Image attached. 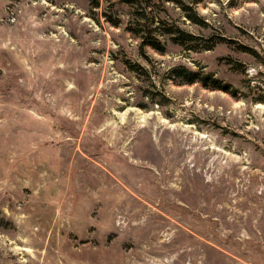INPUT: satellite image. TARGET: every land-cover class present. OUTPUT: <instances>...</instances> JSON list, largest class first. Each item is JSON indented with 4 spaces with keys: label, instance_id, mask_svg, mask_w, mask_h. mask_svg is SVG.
I'll use <instances>...</instances> for the list:
<instances>
[{
    "label": "rangeland",
    "instance_id": "374dc122",
    "mask_svg": "<svg viewBox=\"0 0 264 264\" xmlns=\"http://www.w3.org/2000/svg\"><path fill=\"white\" fill-rule=\"evenodd\" d=\"M130 1L0 0V264H264V0Z\"/></svg>",
    "mask_w": 264,
    "mask_h": 264
},
{
    "label": "trees",
    "instance_id": "16d2710c",
    "mask_svg": "<svg viewBox=\"0 0 264 264\" xmlns=\"http://www.w3.org/2000/svg\"><path fill=\"white\" fill-rule=\"evenodd\" d=\"M124 1L129 2L130 0H124ZM197 1L199 0H196L195 2ZM187 16L193 20V17H191V15H187ZM114 24L117 25L118 23H114ZM166 31L170 34H175V35H172L173 36L172 39L175 42L185 43L187 41L189 42L190 40L194 39V37L191 34L185 33L184 31L180 30L178 27H173V28L169 27L166 29ZM147 44H150L152 48L156 50H159V51L162 50L161 49L162 47L158 43V41H155V40L149 41V43ZM192 48H195V47H192ZM197 48L198 49L200 48L208 49L209 47L207 45H204V46L201 45V46H198ZM171 71H172V76L180 78L181 82H184V83L201 82V84L205 87L212 88V89H221L226 92H231L228 83L222 84L218 78L211 77V74L206 73L205 75H201L203 74L201 73V71L198 72L197 70H192L184 65L173 67Z\"/></svg>",
    "mask_w": 264,
    "mask_h": 264
}]
</instances>
